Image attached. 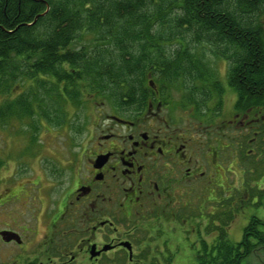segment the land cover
<instances>
[{
	"label": "flooded vegetation",
	"instance_id": "af4514ba",
	"mask_svg": "<svg viewBox=\"0 0 264 264\" xmlns=\"http://www.w3.org/2000/svg\"><path fill=\"white\" fill-rule=\"evenodd\" d=\"M244 32L236 42H151L138 96L96 91L83 107L90 122L43 235L5 223L0 232L20 240H1L16 243L19 256L32 253L28 264H147L158 224L198 237L211 220L213 239L242 222L240 240L259 242L248 256L264 264V91L248 81L258 59L248 57ZM6 190L0 206L21 200ZM176 240L158 252L185 253Z\"/></svg>",
	"mask_w": 264,
	"mask_h": 264
},
{
	"label": "trees",
	"instance_id": "16d2710c",
	"mask_svg": "<svg viewBox=\"0 0 264 264\" xmlns=\"http://www.w3.org/2000/svg\"><path fill=\"white\" fill-rule=\"evenodd\" d=\"M263 15L264 0H0V127L18 126L35 145L40 130L69 126L79 144L90 122L80 111L91 95L138 96L151 42L179 35L236 42L246 31L247 55L258 59L248 81L264 91ZM206 221L192 243L200 244L198 264H242L259 243L234 241L223 228L209 239L202 233L214 224ZM172 256L164 264H173Z\"/></svg>",
	"mask_w": 264,
	"mask_h": 264
},
{
	"label": "rangeland",
	"instance_id": "374dc122",
	"mask_svg": "<svg viewBox=\"0 0 264 264\" xmlns=\"http://www.w3.org/2000/svg\"><path fill=\"white\" fill-rule=\"evenodd\" d=\"M86 105L85 107L89 106ZM84 110H77L80 111V116L83 115L82 112H86ZM76 119L78 118L76 117ZM17 129L18 126L13 125L6 129L0 127V161L4 162L0 165V195L4 191H8L6 188H12L15 193H21V200L9 201L0 206V229L9 227L5 223H10L11 228L19 230H22L21 226L35 227L39 231L38 235L42 236L46 226L43 219L55 205L54 202L60 193V188L66 184L71 174L74 154H77L76 151L80 146L78 140L75 143V140L71 138L73 135L71 131L74 128L69 126H64L59 131L55 129L40 130L35 145H30V137ZM23 188H28L31 196L36 199L26 198L27 194L22 192ZM24 191L26 190L24 189ZM39 212H41L40 223L37 225L34 217ZM154 225L150 224L151 228ZM204 225V223L201 225L202 228ZM175 226L178 225L166 222L164 225L158 224L157 237L155 236L151 240L154 251L147 255V264H153V261L157 264L158 262L164 264V258L170 254L165 255L158 250H165V247L175 248L174 243L177 238L181 241L177 242V247L187 249V251L179 255H176L175 252L172 256L173 264H198L196 252L200 244L192 245L194 241L199 243V240L196 239L197 236L190 231V228L187 231H182L184 233L181 235L180 230ZM181 227L187 229L185 226ZM243 228L244 223L242 222L232 224L230 238L239 241L243 236ZM172 230L173 232H171ZM203 235L212 239L205 233ZM165 239L168 240L167 245ZM20 252L21 248L16 243L5 244L0 238V264H28L32 262V253L19 256ZM164 252L166 253V251ZM242 264H258L256 254L252 253L244 258Z\"/></svg>",
	"mask_w": 264,
	"mask_h": 264
},
{
	"label": "water",
	"instance_id": "95a60500",
	"mask_svg": "<svg viewBox=\"0 0 264 264\" xmlns=\"http://www.w3.org/2000/svg\"><path fill=\"white\" fill-rule=\"evenodd\" d=\"M0 234L5 240H10L13 238H16L18 241L20 240V237L17 235V233L11 230H2Z\"/></svg>",
	"mask_w": 264,
	"mask_h": 264
},
{
	"label": "bare ground",
	"instance_id": "6f19581e",
	"mask_svg": "<svg viewBox=\"0 0 264 264\" xmlns=\"http://www.w3.org/2000/svg\"><path fill=\"white\" fill-rule=\"evenodd\" d=\"M28 25H32V22H28Z\"/></svg>",
	"mask_w": 264,
	"mask_h": 264
}]
</instances>
